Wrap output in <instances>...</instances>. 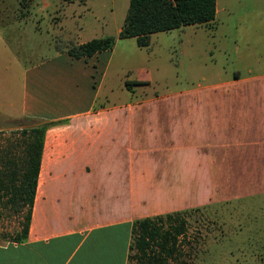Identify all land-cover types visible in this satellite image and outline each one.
Listing matches in <instances>:
<instances>
[{"label": "crops", "instance_id": "crops-1", "mask_svg": "<svg viewBox=\"0 0 264 264\" xmlns=\"http://www.w3.org/2000/svg\"><path fill=\"white\" fill-rule=\"evenodd\" d=\"M101 51L0 69V115L61 120L44 132L26 238L0 239V264H125L133 218L264 193L259 60L199 71L171 94L96 102L81 62Z\"/></svg>", "mask_w": 264, "mask_h": 264}, {"label": "rangeland", "instance_id": "rangeland-1", "mask_svg": "<svg viewBox=\"0 0 264 264\" xmlns=\"http://www.w3.org/2000/svg\"><path fill=\"white\" fill-rule=\"evenodd\" d=\"M215 1L212 22L152 32L146 44L138 45L133 36L118 37L128 0H0V37L6 44L0 69L105 35L114 38L112 46L96 61L81 62L96 79V102L171 94L198 81L199 71L243 70L254 58L259 60L255 68L264 69V0ZM66 65L78 71L70 60ZM136 76L147 82L126 89L124 80ZM29 123L24 116L0 115L5 132ZM18 219L0 217L1 240L17 229ZM181 219L178 253L166 264H264V193L188 210Z\"/></svg>", "mask_w": 264, "mask_h": 264}, {"label": "trees", "instance_id": "trees-1", "mask_svg": "<svg viewBox=\"0 0 264 264\" xmlns=\"http://www.w3.org/2000/svg\"><path fill=\"white\" fill-rule=\"evenodd\" d=\"M25 0H19L24 3ZM72 1V0H67ZM215 0H128L118 37L133 36L138 45L146 44L148 35L187 24L211 21ZM114 38L109 35L67 46L66 52L75 58L86 57L109 49ZM147 81L125 79L124 85ZM29 125H14L5 132L0 128V217L17 215V229L3 234L5 240L26 238L35 194L43 136L46 128L61 120L40 121L24 116ZM198 207L176 209L163 213L135 217L131 221L130 240L125 264H166L176 259L177 236L183 231L181 215ZM131 258L135 263L131 262Z\"/></svg>", "mask_w": 264, "mask_h": 264}]
</instances>
